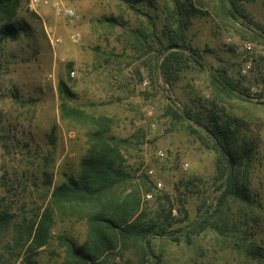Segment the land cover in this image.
Returning a JSON list of instances; mask_svg holds the SVG:
<instances>
[{
    "label": "rangeland",
    "instance_id": "rangeland-1",
    "mask_svg": "<svg viewBox=\"0 0 264 264\" xmlns=\"http://www.w3.org/2000/svg\"><path fill=\"white\" fill-rule=\"evenodd\" d=\"M30 1L20 0L14 19L18 36L5 39L0 48V212L9 209L13 223L23 219L29 223L49 204L64 173L79 175L88 149L86 130L60 119L58 83L65 81L73 94L70 104L110 116L111 133L132 141L124 150V167L135 175V182L154 170L148 174L150 191L142 194L145 220L160 225L169 216L167 230L179 236L171 240L154 235L148 255L139 243L110 256L107 264H264L259 257L264 253V42L252 38L261 31L217 14L213 0H180L186 8L189 42L207 69L192 64L169 87L158 73L159 44L150 32L168 43L165 5L173 8L172 0H37L34 8ZM245 6L264 25V0H246ZM65 8L74 9L76 17L64 16ZM108 17L116 19L115 27L105 24ZM135 30L147 36L153 50L139 45ZM243 42L253 45L252 53ZM247 59L253 60L254 70L243 76ZM211 67L227 68L248 89L250 100L217 101L209 79ZM171 102L201 113L206 121L213 112L237 119L233 125L240 124V134L252 149L251 166L231 169L229 176L222 172L218 153L199 135L206 132L192 120L169 115ZM54 125L57 141L51 144ZM231 177L246 185L253 203L244 211L239 201L227 204L232 231L225 235L212 228L195 229L192 224L202 221L204 206H215L218 188ZM86 231L84 221H59L33 260L62 264L64 247L57 236L82 245ZM27 256L23 249L13 264H26Z\"/></svg>",
    "mask_w": 264,
    "mask_h": 264
},
{
    "label": "trees",
    "instance_id": "trees-1",
    "mask_svg": "<svg viewBox=\"0 0 264 264\" xmlns=\"http://www.w3.org/2000/svg\"><path fill=\"white\" fill-rule=\"evenodd\" d=\"M125 1L138 3L144 0ZM214 1L217 14L232 21L241 19L247 26H253L261 31V34L255 32L252 38L264 42V25L250 15L245 6L246 0ZM172 2L173 8L165 5L168 21L164 32L168 43H163L154 30L150 32V37L157 39L159 44L158 73L169 87H174L181 79L183 71L192 64L207 69L199 50L191 45L186 34L184 3L180 0ZM19 7L20 0H0V48L5 39L18 36L19 27L14 23V19ZM131 7L139 11L135 6ZM147 17L152 24L151 17ZM104 22L109 28L115 27L117 23L114 17L105 18ZM135 33L139 45L146 44L147 50H153L146 40L147 36L137 30ZM209 79L217 101L232 104L250 100L248 89L242 86L227 68L211 67ZM58 93L60 119L73 127L86 130V155L80 161L78 177L64 173V179L51 191L49 204L41 214L34 215L29 223L25 219L13 223L14 216L9 209L0 212V233L4 234L0 235V245L6 237L8 238L0 253V264H13V260L19 258L23 249L29 253L25 263L36 264L33 257L49 243L55 225L59 221L72 219L84 221L87 226L86 240L82 245H77L68 236L58 235V241L64 247L65 258L62 264H107L110 256L121 255L139 243L142 244L145 256L149 252L145 247V239L148 238L150 245L154 235H167L171 240H177L179 236L170 234L167 230V225L171 223L169 216L165 217L164 224L160 225L145 220L142 194L144 189L145 193L150 191L149 176L146 173L135 182V175L124 167V150L132 145V141L111 133L113 119L110 116L95 115L70 104L68 100L73 94L65 81H59ZM216 103L215 101L214 104ZM167 112L176 119L194 121L206 132L207 135L201 132L199 135L207 139L218 153L217 166L222 172H227L228 166L233 172L239 171L241 167L251 166L252 149L240 134V124L233 125L237 119L230 116L224 119L213 112L206 121L201 113L198 115L190 109L177 107L172 102ZM56 130L57 126L54 125L49 136L51 144L57 141ZM217 191L219 195L215 206H204L202 221L192 226L199 230L212 228L225 235L232 231L229 229L230 225H227V204L231 200L239 201L244 211L253 201L246 185L240 183L237 178L231 177L228 182L224 178ZM150 254H153L152 250ZM259 257L264 259V253L260 252Z\"/></svg>",
    "mask_w": 264,
    "mask_h": 264
},
{
    "label": "built area",
    "instance_id": "built-area-1",
    "mask_svg": "<svg viewBox=\"0 0 264 264\" xmlns=\"http://www.w3.org/2000/svg\"><path fill=\"white\" fill-rule=\"evenodd\" d=\"M37 0H31L29 7L30 8H34L35 4H36ZM63 15L70 18V19H74L76 17V13L75 10L72 8H65L63 9ZM77 36H79L78 33H76L75 35H72V39L75 41L77 40ZM228 41L230 42L231 39H228ZM243 48L248 51L249 53H252L254 50V47L251 43L249 42H243ZM254 70V65H253V60L252 59H247L244 61L243 65H242V74L243 76H249L252 71ZM159 154H162V151L159 152ZM154 173L153 169H149L148 170V174L152 175ZM159 186H161V184L159 183ZM148 197H151V195H147ZM173 212H176L175 209H173Z\"/></svg>",
    "mask_w": 264,
    "mask_h": 264
},
{
    "label": "water",
    "instance_id": "water-1",
    "mask_svg": "<svg viewBox=\"0 0 264 264\" xmlns=\"http://www.w3.org/2000/svg\"><path fill=\"white\" fill-rule=\"evenodd\" d=\"M230 171H231V167L228 166V176H229V174H230ZM145 245H146V247H147V249H148V251H149V247H148V238L145 239Z\"/></svg>",
    "mask_w": 264,
    "mask_h": 264
}]
</instances>
